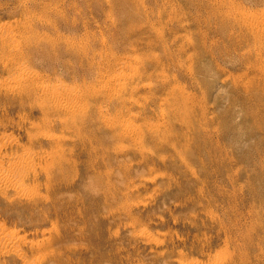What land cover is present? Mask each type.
<instances>
[{
    "label": "rangeland",
    "instance_id": "rangeland-1",
    "mask_svg": "<svg viewBox=\"0 0 264 264\" xmlns=\"http://www.w3.org/2000/svg\"><path fill=\"white\" fill-rule=\"evenodd\" d=\"M0 264H264V0H0Z\"/></svg>",
    "mask_w": 264,
    "mask_h": 264
},
{
    "label": "bare ground",
    "instance_id": "bare-ground-1",
    "mask_svg": "<svg viewBox=\"0 0 264 264\" xmlns=\"http://www.w3.org/2000/svg\"><path fill=\"white\" fill-rule=\"evenodd\" d=\"M27 71H28V70H27ZM29 71H30V70H29ZM29 71H28V72H29ZM22 72H23V71H22ZM121 73H124V72H121ZM115 75H116V74H115ZM115 77H116V76H115ZM112 78H113V77H112ZM14 80H15V79H14ZM116 82H117V81H116ZM115 84H116V83H115ZM67 110H68V109H67ZM131 126H132V125H131ZM7 181H8V180H7Z\"/></svg>",
    "mask_w": 264,
    "mask_h": 264
}]
</instances>
